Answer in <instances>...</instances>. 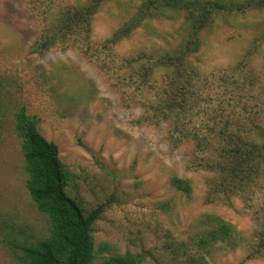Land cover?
Here are the masks:
<instances>
[{
  "label": "trees",
  "instance_id": "trees-1",
  "mask_svg": "<svg viewBox=\"0 0 264 264\" xmlns=\"http://www.w3.org/2000/svg\"><path fill=\"white\" fill-rule=\"evenodd\" d=\"M109 1L123 0H29L39 22L30 52L81 51L108 75L125 107L142 108L136 123H166L173 146L191 144L188 169L210 174L205 203L231 204L235 198L245 203L256 223L251 239L219 215L204 213L188 239L169 235L166 247L174 264H212L217 247L244 242L247 259L264 257V75L252 64V51L216 74H205L195 61L204 29L226 13L264 10V0H126L131 15L111 36L95 40V16ZM176 17L185 33L173 47L117 52L138 28ZM10 83L0 75V137L12 120L21 139L27 190L49 228L37 237L25 226L1 220L2 246L18 264H143L142 254L105 256L112 246L97 242L94 229L109 201L89 206L74 193L75 174L61 160L59 146L41 133L37 117L17 101ZM171 185L191 197L189 178L173 176Z\"/></svg>",
  "mask_w": 264,
  "mask_h": 264
},
{
  "label": "rangeland",
  "instance_id": "rangeland-1",
  "mask_svg": "<svg viewBox=\"0 0 264 264\" xmlns=\"http://www.w3.org/2000/svg\"><path fill=\"white\" fill-rule=\"evenodd\" d=\"M75 2V0H68ZM29 0H0V75L11 93L38 119L41 133L54 141L64 164L75 174L74 193L94 206L109 201L96 222L97 242L111 244L105 253L144 255L143 264H174L166 244L169 235L188 239L204 213H215L251 239L256 223L245 203H205L209 173L188 169L191 144L175 147L167 140V124L141 125L139 106L125 107L108 75L77 49L30 52L39 22ZM123 0L104 3L94 20V39L112 35L131 15ZM185 33L181 18L153 20L116 46L119 54L154 47L171 48ZM195 61L205 74L218 73L250 57L264 75V10L221 15L201 33ZM58 66V68H56ZM190 180L191 197L171 185V178ZM27 227L39 237L48 232L47 217L33 203L26 187L21 139L12 120L0 137V221ZM247 242L217 247L212 264H264L247 259ZM0 264H18L0 243Z\"/></svg>",
  "mask_w": 264,
  "mask_h": 264
}]
</instances>
